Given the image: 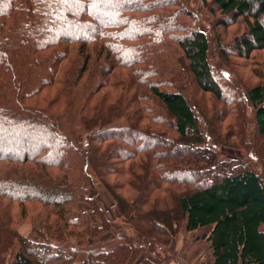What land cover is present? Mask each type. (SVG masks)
<instances>
[{
	"label": "trees",
	"instance_id": "1",
	"mask_svg": "<svg viewBox=\"0 0 264 264\" xmlns=\"http://www.w3.org/2000/svg\"><path fill=\"white\" fill-rule=\"evenodd\" d=\"M201 8L213 57L229 25L239 56L264 50V0H0V264H185L171 241L204 228L201 264H264V178L220 152L264 167V63L224 77Z\"/></svg>",
	"mask_w": 264,
	"mask_h": 264
},
{
	"label": "rangeland",
	"instance_id": "2",
	"mask_svg": "<svg viewBox=\"0 0 264 264\" xmlns=\"http://www.w3.org/2000/svg\"><path fill=\"white\" fill-rule=\"evenodd\" d=\"M218 18H220V15L218 13L212 14L204 8H201L200 14L198 16L197 26L199 29L204 31L209 38L212 50V57L214 48H216V45L219 42L216 40V35L217 33L220 34V32H222L224 29L220 26L217 29L215 28L217 25ZM225 29L227 31L226 33L224 32V35L222 36V44L227 45L230 49L228 50V60L223 61L221 59L218 60L213 57L214 61L216 62L217 60L219 63L218 66L219 69H221V74L224 75V77L226 78L228 77V79L234 78L235 80L236 78L235 82H241L243 83L242 85H255L259 83L260 78L258 77V74L263 73L264 50L254 51L249 57L239 56L236 53V49H234L233 45L230 43H233L235 37L239 36L244 31L243 27L240 25H229ZM180 61L182 64L184 63L182 58H180ZM232 72H235L237 76H233ZM204 104L206 103L201 102V105L204 106ZM222 107L223 109L227 108V110H230L228 107H225L223 105H219L217 108L215 107V109L218 110V112H222ZM239 114L243 115V120L248 121L247 127L245 129L249 131L251 129L252 121L254 119V111L251 109V107H249V105L246 104V107H243ZM224 116H226L224 123H229L232 129L236 128V123H238L239 120L234 117L233 112L230 111L229 115H226L225 112ZM247 121H244L245 125ZM46 136H44V140L47 138ZM31 144H33L34 147L35 145L41 146L44 143L41 140H35L31 142ZM220 152L221 156H223L224 158L240 159L246 162L247 164L252 165V167L259 173V175L264 178V167L257 163L255 157L247 155L246 152H244L239 147H221ZM90 195L95 196L98 199L101 206L103 207L106 216L110 218L112 222L111 235H114L116 232V228L118 227L117 223H120V221L118 220L117 212L114 208L111 197L102 187V185L99 183L93 173H91ZM79 206L80 208H83L85 205L81 203ZM19 230L24 234L28 233V231L30 230L29 223H22L19 227ZM208 230L209 228H204L196 233H188L181 230V232L171 241L170 249L176 251L177 259L179 261L184 262L185 264H201L203 261H206L209 258V251L207 245L206 243H191V240L192 236H199L203 233L208 232ZM175 263L179 264L178 262Z\"/></svg>",
	"mask_w": 264,
	"mask_h": 264
},
{
	"label": "crops",
	"instance_id": "3",
	"mask_svg": "<svg viewBox=\"0 0 264 264\" xmlns=\"http://www.w3.org/2000/svg\"><path fill=\"white\" fill-rule=\"evenodd\" d=\"M27 234V233H26ZM207 245V244H206ZM208 248V247H207ZM166 264H176L174 261H169Z\"/></svg>",
	"mask_w": 264,
	"mask_h": 264
}]
</instances>
